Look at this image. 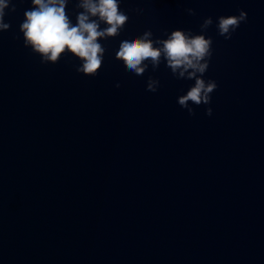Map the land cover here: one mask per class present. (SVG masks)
Segmentation results:
<instances>
[{
    "label": "water",
    "instance_id": "95a60500",
    "mask_svg": "<svg viewBox=\"0 0 264 264\" xmlns=\"http://www.w3.org/2000/svg\"><path fill=\"white\" fill-rule=\"evenodd\" d=\"M30 7L11 0L0 32V264H264V0H122L89 76L24 47ZM240 10L225 40L217 18ZM209 17L218 87L193 115L177 98L194 80L115 55L123 36L201 34Z\"/></svg>",
    "mask_w": 264,
    "mask_h": 264
},
{
    "label": "clouds",
    "instance_id": "9594fccd",
    "mask_svg": "<svg viewBox=\"0 0 264 264\" xmlns=\"http://www.w3.org/2000/svg\"><path fill=\"white\" fill-rule=\"evenodd\" d=\"M11 0H0V32L10 25L4 21L5 10ZM122 0H77L75 22L66 9L70 0H31L19 26L25 48L40 57L41 63L55 65L64 56L78 61L76 71L84 76L97 74L104 59L107 45L102 38L119 33L129 18L121 7ZM14 10V9H13ZM143 11V9H140ZM247 21L243 10L238 15L220 16L216 28L220 36L229 40L240 24ZM213 24L211 17L201 25V34L182 29L174 30L166 39H152L151 31L140 36H123L115 55L122 58L128 70L140 76L151 64L155 71L164 62L177 79L194 80L186 94L177 98L178 105L193 115V105L208 106L211 94L218 85L213 79H204L213 55L211 37L204 33ZM191 69V71H189ZM117 84L120 81L116 82ZM159 81L149 77L147 90L156 92ZM212 115V108H206Z\"/></svg>",
    "mask_w": 264,
    "mask_h": 264
}]
</instances>
